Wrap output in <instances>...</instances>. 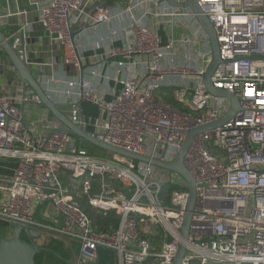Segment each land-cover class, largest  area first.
<instances>
[{"label": "built area", "instance_id": "2783aa9c", "mask_svg": "<svg viewBox=\"0 0 264 264\" xmlns=\"http://www.w3.org/2000/svg\"><path fill=\"white\" fill-rule=\"evenodd\" d=\"M118 1L124 6L44 0L37 21L7 38L27 64L24 36L39 25L73 73L69 80L43 81L52 102L70 107L68 119L90 126L105 144L172 162L188 130L217 121L229 109L203 85L211 60L208 38L188 9L164 0ZM196 2L219 47L212 86L236 96L240 109L232 121L197 135L186 154L196 194L188 238L181 235L187 185L179 176L174 181V173L149 164L69 149L72 138L56 121L47 135L35 137L23 108L6 96H0V158L15 166L11 177H0L1 222L34 228L44 240L76 243L75 264L96 261L101 249L114 251L118 264H173L181 244V264H264V0ZM5 25L0 20V30ZM102 28L105 36L99 35ZM94 33L96 40L84 42ZM122 70L125 78L118 76ZM110 81L120 86L118 92L108 87ZM30 101L39 104L35 95L19 99ZM81 102L98 109L99 117L86 120ZM65 173L67 186L60 177ZM77 190L88 196L92 210L114 212L117 227L98 231L75 200ZM46 202L62 217L61 225L35 218Z\"/></svg>", "mask_w": 264, "mask_h": 264}, {"label": "water", "instance_id": "95a60500", "mask_svg": "<svg viewBox=\"0 0 264 264\" xmlns=\"http://www.w3.org/2000/svg\"><path fill=\"white\" fill-rule=\"evenodd\" d=\"M164 2L172 8L188 9L194 16L198 26L206 34L211 51L210 63L203 74V85L206 93L213 97L225 100L229 109L227 113L215 122L205 124L201 127H196L188 130L185 134L182 146L180 147L175 159L172 162H162L158 159H152L147 156H142L130 153L111 145L105 144L98 140L94 133L83 129L82 126H77L72 123L66 115L60 110V105L52 102L43 91L38 81L34 76V72L28 68L24 59L20 57L18 52L11 46L10 40L5 37L0 30V49L9 59L16 75L23 82L27 94L35 95L39 99V105L46 109L50 114L51 120L56 121L61 125L63 131L71 136L72 141H69L67 147H74L75 141H82L93 145L108 154L117 155L135 162L145 163L154 167L167 170L178 175L187 185V204L182 220L181 235L183 239L188 238L190 217L195 205V183L194 179L185 166V157L191 146L193 139L202 133L220 128L221 126L232 121L240 109L239 101L236 96L224 90L214 89L211 83V76L220 63L219 47L216 40V35L212 24L209 22L203 10L198 6L196 0H186L184 3H177L175 0H164ZM23 45V39H21ZM3 159L0 158V162ZM10 236L0 238V264H35V256L43 251H49L47 248L40 246L36 241L40 238L39 232L34 228H21L19 224L9 227ZM185 247L181 244L178 247L173 264H181L185 255ZM82 264H99L98 261H85Z\"/></svg>", "mask_w": 264, "mask_h": 264}, {"label": "crops", "instance_id": "0c3cea01", "mask_svg": "<svg viewBox=\"0 0 264 264\" xmlns=\"http://www.w3.org/2000/svg\"><path fill=\"white\" fill-rule=\"evenodd\" d=\"M43 4L44 0H0V20L6 22V25L3 26L2 29L4 27H7L9 29L14 27L16 29L15 31H17L18 28H20L24 23H33L37 21L38 8ZM116 5L124 6V3L115 4L110 7H114ZM20 12H25V15H18ZM98 30L100 32L99 35H106L105 29L102 28ZM91 40H96L95 33L89 35L84 42H88ZM24 42L27 53V66L34 72L33 74L42 89H44L43 81L49 79L50 77L58 78L63 81L65 79L69 80L71 78V75L73 76L72 71H69V69L65 68L63 65L62 51L50 47L48 40L39 25L36 24L32 26V30L26 32L24 36ZM91 54L92 51L86 53V55ZM30 62L33 65L30 66ZM37 64L44 66L38 68L36 66ZM90 67V64H88L85 68V77L88 76V70L90 69ZM103 68L101 69V71L103 70ZM103 71L105 73H109V71L106 69H104ZM110 75L114 76L115 71H112ZM118 76L119 78H125L126 73L124 72V70H122L120 74H118ZM108 87L111 88L113 92H118L120 89V86L112 81L108 83ZM0 96L8 97L12 102L20 105L23 108L25 125L29 130H31L35 137L44 136L49 133L50 130L47 128V126L50 125V123H52L53 121L51 120L50 114L46 111V109L41 107L39 104L33 103L31 101L24 104L19 103V99L21 96H31V94H27L23 82L20 81V79L16 75L12 64L10 63L6 55L2 52V50L0 51ZM110 98V96L105 97V99L107 100H109ZM80 107L86 120L97 119L99 117L98 109L88 104L87 102H81ZM69 109L70 107L67 105H61L60 107L62 113L67 117L69 116ZM85 130L91 132L92 128L90 126H87ZM75 146L80 149H84L89 153L87 149L83 148L81 142L78 144H76L75 142ZM14 166V161L4 160L0 162V177H11ZM43 212H46L48 214V218H44ZM35 217L38 220L41 219L45 223H50V220L52 219V221H56L57 226L62 224V217L48 202L43 203L42 205H39L37 207ZM8 236H10V234L5 232L4 237ZM49 240L51 239L48 238L44 240V237H40L36 242L40 243L39 245L41 246L44 242H47ZM63 242L68 246L69 249H71V251L72 249H74L72 245L76 244L68 240H64ZM79 260V254H76L72 257L69 264H75ZM114 264H118L117 256Z\"/></svg>", "mask_w": 264, "mask_h": 264}, {"label": "trees", "instance_id": "16d2710c", "mask_svg": "<svg viewBox=\"0 0 264 264\" xmlns=\"http://www.w3.org/2000/svg\"><path fill=\"white\" fill-rule=\"evenodd\" d=\"M97 1L102 2L109 6L123 3V2H119L118 0L116 1L97 0ZM15 30L16 29L14 27L10 29L7 27L6 28L4 27L3 29H1V32L5 37H8L10 34L15 32ZM164 100L168 102L169 104H172L173 106L177 107V104L174 103L171 98L165 97ZM90 154L95 155L91 152ZM60 177L63 181L64 186H67L69 183L68 174L65 173L64 175H61ZM113 185L116 189L119 190L120 188L119 183L114 182ZM97 188H98L97 183L95 182L92 192H96ZM87 198L88 196L82 194L80 190L76 191L75 200L77 201L79 207L84 211V213L91 219L92 223L94 224V226L96 227L98 231H108L109 227H112V228L117 227L118 219L116 218L114 212H107L105 214L102 211L92 210L87 204L88 202ZM38 221L42 222L41 219ZM5 232L9 233V227L7 224L0 221V238L5 236ZM41 246L44 248H47L49 251H43L37 254L35 256V264H69L72 257L76 254H79V249H78L77 244L72 245L74 249H72L71 251V249H69L68 246L63 241H59V240L51 239L47 242H44L43 245ZM115 255L116 253L114 251L101 249L98 251L97 261L99 264H114L115 259H116ZM37 260L39 261V263H37Z\"/></svg>", "mask_w": 264, "mask_h": 264}, {"label": "rangeland", "instance_id": "374dc122", "mask_svg": "<svg viewBox=\"0 0 264 264\" xmlns=\"http://www.w3.org/2000/svg\"><path fill=\"white\" fill-rule=\"evenodd\" d=\"M75 142H76V144L81 142L83 148L87 149L89 151V153L91 152L93 154H96L97 156H103V157L105 156L104 158H110V155L108 153H106L105 151H103V150H101V149H99L93 145H90V144L82 142V141H75ZM171 176H172L171 177L172 180L176 181L178 175L172 174ZM38 244H40V243H38ZM37 263H39L38 260H37Z\"/></svg>", "mask_w": 264, "mask_h": 264}]
</instances>
